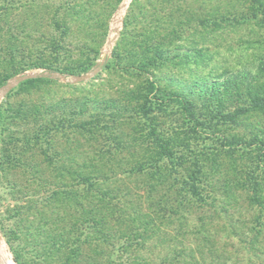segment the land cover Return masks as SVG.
I'll list each match as a JSON object with an SVG mask.
<instances>
[{
	"label": "rangeland",
	"instance_id": "374dc122",
	"mask_svg": "<svg viewBox=\"0 0 264 264\" xmlns=\"http://www.w3.org/2000/svg\"><path fill=\"white\" fill-rule=\"evenodd\" d=\"M125 1L0 0V79L13 74L0 85V240L14 264H47L55 166L69 156L144 161L158 134L180 164L177 180L158 187L161 198L152 192L155 227L130 219L104 239L74 212L68 241L92 263L134 253L143 264H264V156L230 144L264 139V110L231 117L264 84V27L239 22L256 12L254 0H129L121 10ZM26 75L41 79L25 84ZM178 94L192 116L168 100ZM83 121L99 122L89 141ZM112 132L136 147L100 154ZM110 166L104 173L123 180L113 189L144 195L148 179ZM199 166L194 185L205 201L179 204L173 193Z\"/></svg>",
	"mask_w": 264,
	"mask_h": 264
},
{
	"label": "trees",
	"instance_id": "16d2710c",
	"mask_svg": "<svg viewBox=\"0 0 264 264\" xmlns=\"http://www.w3.org/2000/svg\"><path fill=\"white\" fill-rule=\"evenodd\" d=\"M251 7L255 9L257 13L253 12L249 15L242 16L243 19L239 22L254 23L264 27V0H254ZM214 25H219V23L215 21ZM105 65H107L106 62L101 63L102 67ZM143 67L144 65H139L138 68L143 69ZM258 69L264 74V57L261 58ZM12 75L13 74H8L3 79H0V85L6 82V79ZM40 79V77H30L27 78L24 83L30 84ZM149 86L151 91L157 89V86L152 81ZM248 95L249 101L246 103V107H242V111H236L231 117L234 118L241 113H251L255 110H264V84L251 87L248 91ZM168 100L176 101L183 113L191 116L193 115L190 101L183 98L181 94H178L176 98L169 97ZM148 102H150V105L144 110L143 114L145 117L149 118L151 113L154 112L156 105L154 101H152V98H149ZM239 111L241 112L239 113ZM79 126L81 128L80 135L84 137L85 141H89L96 136L95 128L99 126V122L83 121ZM109 137H112L115 143L108 144L106 142L105 145L102 146H108L107 148H100L97 150L100 154H103L104 151L108 153L112 152L114 148L116 152H120L123 149L136 147L134 144L135 139L124 140L121 133L114 134L112 132ZM124 141L126 142L124 143ZM150 142L154 155L144 161L138 158L132 160L123 158L115 159L112 155L106 160H97L94 157H88L80 163H75L74 158L69 156V158H67L68 160L55 166L54 169H56L58 184L54 187L51 194L56 205L51 212L52 221H50V219H45L46 224H48L43 225L44 229H50L51 231L48 233L50 234L48 238L51 243H46L48 245L44 246L46 248H44L45 253L48 255L45 259L47 264H143L141 262L142 259L134 253H117V255L114 253V257L107 255V260L104 262L99 261L97 258L94 259L92 263V258L87 256V254L85 255V253H81L77 244L70 243L66 234L72 233V230L75 228L76 224H78L77 217L73 216L74 212L79 215V222L80 220L86 222L88 231L89 229H94L101 234L104 239L108 234V230L114 231L116 227L123 228L122 225H128L127 221L130 219L135 222L137 221L138 225L146 230V232L150 230V226L155 227L161 213H159L160 211L158 209L152 207V203H156L153 200L152 192L156 194L154 196L159 198V186L164 185L163 183L170 177L175 181L177 180L176 176L171 174L177 172V167L180 162L172 159L174 155L172 150L167 149L162 138H160L158 134H155L153 140ZM230 144H241L245 149L255 152L253 156L256 158L264 156V139L258 142L244 140H238L237 142L230 141ZM77 149L79 148L72 147V150ZM48 162L49 164H53L51 160H48ZM109 164H116V166L124 168L125 172L129 174L136 171L138 174L137 182L148 179L149 182L145 187L146 191H143L144 195L138 190L129 191L122 188L113 189L112 184L123 180L117 177V175L113 177L112 175L104 173L106 168L112 167H108ZM166 170L168 171L166 172ZM201 170L202 168L200 166L197 167V170L194 171L195 173H192L190 177L187 178V182L183 181V187L177 188V191L173 193L180 198L178 201L179 204L182 203L183 200L184 202L185 200L188 201L189 197L205 201V198H203V191L194 185L195 181L201 182L199 180L200 175H196V172L201 173ZM76 185L78 187H76ZM143 197H145L151 205L149 204L148 207L142 205L139 199ZM61 204H63V208L66 211L65 218L61 217L58 212V206ZM138 220H141L142 224L139 223ZM67 221L68 223H65ZM62 223H65V225H60ZM121 235L125 237L124 234ZM122 244L123 243H121L120 246H122ZM100 254L101 253H98V255Z\"/></svg>",
	"mask_w": 264,
	"mask_h": 264
},
{
	"label": "bare ground",
	"instance_id": "6f19581e",
	"mask_svg": "<svg viewBox=\"0 0 264 264\" xmlns=\"http://www.w3.org/2000/svg\"><path fill=\"white\" fill-rule=\"evenodd\" d=\"M129 0H126L122 9L123 10L126 7V4L128 3ZM121 10L119 11L117 17H119L121 15ZM117 17L115 18L114 22H113V27H116V23H117ZM0 259L2 261V264H14L12 261V258L10 256V254L7 251V248L5 246L4 241L0 240Z\"/></svg>",
	"mask_w": 264,
	"mask_h": 264
},
{
	"label": "water",
	"instance_id": "95a60500",
	"mask_svg": "<svg viewBox=\"0 0 264 264\" xmlns=\"http://www.w3.org/2000/svg\"><path fill=\"white\" fill-rule=\"evenodd\" d=\"M33 75H26V76H24V78H30V77H32ZM88 75H85L84 77H87ZM65 80H70V79H68V78H64Z\"/></svg>",
	"mask_w": 264,
	"mask_h": 264
}]
</instances>
